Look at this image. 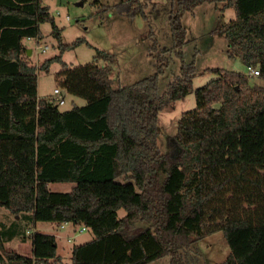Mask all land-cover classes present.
<instances>
[{
    "label": "trees",
    "instance_id": "obj_1",
    "mask_svg": "<svg viewBox=\"0 0 264 264\" xmlns=\"http://www.w3.org/2000/svg\"><path fill=\"white\" fill-rule=\"evenodd\" d=\"M217 1L172 0L168 21L180 66L159 94L165 56L153 53L155 73L114 89L113 54L95 49L93 62L70 67L62 53L90 47L84 37L63 43L42 0H0V208L11 216L0 220V264H64L53 235L28 230L35 222L71 223L93 234L72 247L70 264H149L165 256L186 264L183 251L217 231L229 253L215 264H264V87L246 73L208 68L215 78L193 88L195 63L183 55L182 16ZM113 8L146 19L140 0ZM223 8L235 11L215 29L229 57L264 79V0H224ZM44 22L60 55L35 66L22 40H40ZM54 61L61 63L58 86L83 105L61 110L53 99L38 100L36 73ZM190 93L195 108L182 114L171 148L161 153L158 113ZM57 182L74 186L52 191ZM26 234L30 256L5 252L6 242Z\"/></svg>",
    "mask_w": 264,
    "mask_h": 264
},
{
    "label": "rangeland",
    "instance_id": "obj_2",
    "mask_svg": "<svg viewBox=\"0 0 264 264\" xmlns=\"http://www.w3.org/2000/svg\"><path fill=\"white\" fill-rule=\"evenodd\" d=\"M42 0L54 19L55 26L61 32L62 42L69 44L77 38L84 37L87 43L80 44L74 49L62 53V61L70 67H77L93 62L95 49L113 54L116 62L110 66L112 88L124 87L143 79L156 71L157 61L153 53L163 55L168 65L159 78L158 93L163 94L167 84L179 73L180 60L175 56L169 29V13L172 9V0H140L143 4L146 19L139 16L127 17L118 13L113 6L121 0ZM224 0L216 3L204 2L193 12H186L181 23L186 29V43L183 46V55L186 63L194 61L195 76L192 79L193 88L200 87L215 78L208 68H221L228 71L245 73L246 66L237 58L229 57V47L226 40L216 34L221 24L234 19L235 11L232 8H223ZM42 38L38 41L25 40L24 44L32 49L27 55L29 62L35 66L41 65L46 59L60 55L57 41L52 35V25L49 22L40 24ZM156 42L155 50L152 45ZM39 45V46H38ZM47 46L43 52L41 49ZM101 65H106L100 62ZM61 63L54 61L47 71H37V98L57 100L55 88L56 73ZM252 83L264 87V79L253 77ZM64 104L59 105L61 110H68L73 104L83 105L81 98L64 94ZM195 108L193 93L184 99L176 100L162 107L157 120V145L161 153H167L171 148L169 138L177 131V123L183 113ZM74 183L57 182L49 185L55 192H69ZM9 215L0 208V220L3 214ZM124 215L118 210V216ZM22 223V222H21ZM143 225L136 221L135 224ZM26 228L27 225H23ZM33 225L28 230L33 231ZM38 232H46L55 236L57 254L64 264L71 263V249L93 238L89 231H81L80 226L69 224L61 229L55 224L39 222ZM74 229V231H72ZM81 231V232H79ZM70 238V242L68 241ZM26 242L15 239L4 246L6 253H19L25 256L31 254L30 235H25ZM229 253V247L221 231H217L193 244L183 251L186 264H215L222 262ZM8 264V263H5ZM149 264H170L169 257L159 258Z\"/></svg>",
    "mask_w": 264,
    "mask_h": 264
},
{
    "label": "crops",
    "instance_id": "obj_3",
    "mask_svg": "<svg viewBox=\"0 0 264 264\" xmlns=\"http://www.w3.org/2000/svg\"><path fill=\"white\" fill-rule=\"evenodd\" d=\"M35 40V41H38L37 39H35V38H25V39H23L22 40V44L24 45V46H26L25 44H24V41L25 40ZM39 46V45H38ZM27 47V46H26ZM27 50H28V47H27ZM30 54H32V49H30ZM249 77H250V79L251 78H253L252 77V75H251V73L249 72V71H246L245 72ZM7 212V211H6ZM8 213V212H7ZM6 213H4L3 214V217H2V222H8V220H9V217H11V216H8V215H5ZM37 223H39V222H35L34 224H33V231H39V230H37ZM52 224V223H51ZM69 224H71V223H63L61 226H57V227H59V228H61V229H64V228H66V226H68ZM81 227V226H80ZM87 229H84V230H82V227H81V231H86ZM72 231H74V229L72 230ZM81 231H79V232H81ZM42 233H46V232H42ZM54 236V235H53ZM55 237V236H54ZM15 239H17V238H15ZM15 239H13V240H11V241H9V242H6L5 244H4V246H7V244H9V243H11L12 241H14ZM68 241L70 242V238H68ZM23 242H26V240H24ZM31 251H32V248H31ZM23 255V254H22ZM31 255V254H30ZM29 255V256H30ZM3 264H5V262L3 263Z\"/></svg>",
    "mask_w": 264,
    "mask_h": 264
},
{
    "label": "built area",
    "instance_id": "obj_4",
    "mask_svg": "<svg viewBox=\"0 0 264 264\" xmlns=\"http://www.w3.org/2000/svg\"><path fill=\"white\" fill-rule=\"evenodd\" d=\"M47 49V46L43 47L41 50L44 52L45 50ZM249 72L252 73V75H259V72L258 70H254V69H251V68H248ZM63 91L65 92V90H63L62 88H55L53 90L54 94H57L58 95V99L55 101L56 103H58L59 105H63L64 104V94H63ZM85 228L82 227V230H84ZM29 233V232H27Z\"/></svg>",
    "mask_w": 264,
    "mask_h": 264
},
{
    "label": "water",
    "instance_id": "obj_5",
    "mask_svg": "<svg viewBox=\"0 0 264 264\" xmlns=\"http://www.w3.org/2000/svg\"><path fill=\"white\" fill-rule=\"evenodd\" d=\"M27 55H30V49H28L27 50ZM65 92L63 91V94H64Z\"/></svg>",
    "mask_w": 264,
    "mask_h": 264
}]
</instances>
